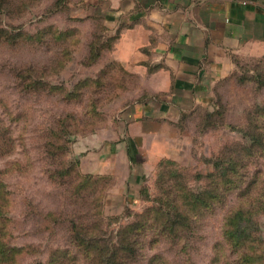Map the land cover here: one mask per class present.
<instances>
[{
	"label": "rangeland",
	"instance_id": "rangeland-1",
	"mask_svg": "<svg viewBox=\"0 0 264 264\" xmlns=\"http://www.w3.org/2000/svg\"><path fill=\"white\" fill-rule=\"evenodd\" d=\"M2 2L0 264H240L238 210L264 254V54L184 111L142 113V139L135 107L158 96L112 43L97 55L79 0Z\"/></svg>",
	"mask_w": 264,
	"mask_h": 264
},
{
	"label": "crops",
	"instance_id": "crops-1",
	"mask_svg": "<svg viewBox=\"0 0 264 264\" xmlns=\"http://www.w3.org/2000/svg\"><path fill=\"white\" fill-rule=\"evenodd\" d=\"M77 9L104 22L112 58L158 96L135 107L142 139L157 132L142 113L184 111L206 99L236 58L264 54V0H79Z\"/></svg>",
	"mask_w": 264,
	"mask_h": 264
},
{
	"label": "trees",
	"instance_id": "trees-1",
	"mask_svg": "<svg viewBox=\"0 0 264 264\" xmlns=\"http://www.w3.org/2000/svg\"><path fill=\"white\" fill-rule=\"evenodd\" d=\"M3 2L0 0V8H3ZM98 22L101 23L102 31L100 33H96L95 35L99 37L94 44L96 45V53L97 55L99 52L103 51V48L105 46L109 45L112 43L111 48L113 46V38L108 37L105 35V25L104 22L101 19H94ZM76 31V29H72V32ZM72 32H66V33H61L62 35H68ZM112 41V42H111ZM93 43V42H92ZM100 52V53H101ZM121 65V64H120ZM131 159L134 161L136 160L135 154H131ZM66 173H68V169H66ZM245 217L244 213L242 210H238L233 216L229 217V220L226 224L225 227V236L226 238L232 241L234 247L238 246H245L249 250L242 251V256L240 257V264H258L261 263V261L264 259V254L258 253L254 247L255 245H247L246 243H249V240L251 241L254 239L252 237L251 233L246 232L248 229L247 224H245L242 220ZM245 221V220H244ZM77 224V223H76ZM75 224V226H76ZM78 227V225H77ZM80 227L83 229V226L80 224ZM75 230V233H77L79 230ZM77 231V232H76ZM242 248V247H241Z\"/></svg>",
	"mask_w": 264,
	"mask_h": 264
}]
</instances>
